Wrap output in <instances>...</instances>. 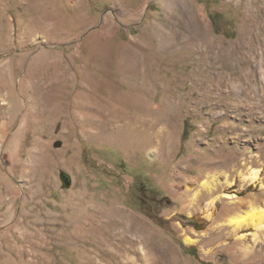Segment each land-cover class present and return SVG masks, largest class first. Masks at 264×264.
<instances>
[{"label": "rangeland", "instance_id": "rangeland-1", "mask_svg": "<svg viewBox=\"0 0 264 264\" xmlns=\"http://www.w3.org/2000/svg\"><path fill=\"white\" fill-rule=\"evenodd\" d=\"M186 2L0 0V264H264V0Z\"/></svg>", "mask_w": 264, "mask_h": 264}, {"label": "bare ground", "instance_id": "bare-ground-1", "mask_svg": "<svg viewBox=\"0 0 264 264\" xmlns=\"http://www.w3.org/2000/svg\"><path fill=\"white\" fill-rule=\"evenodd\" d=\"M171 6H173L172 8L174 9V11L180 16H188L189 18V28L192 30V9L191 10H189L188 8H187V2H186V0H166ZM250 2V1H249ZM254 2V1H253ZM256 11V10H255ZM176 26V25H175ZM179 27V26H178ZM164 31V30H163ZM167 34H169V33H167ZM201 34V33H200ZM165 37H167V36H165ZM203 39V38H202ZM182 42V41H181ZM177 44V42L175 41V40H167L166 41V39H162V41H161V45L162 46H164V47H167V48H170V47H173V46H175ZM208 48H209V46H208ZM173 54V53H172ZM135 57V56H134ZM125 59V58H124ZM127 61V60H126ZM125 61V62H126ZM131 62V61H130ZM132 63V62H131ZM46 80V79H45ZM43 86H45L46 87V83H44V85ZM49 85H47V87H48ZM46 87V88H47ZM47 91V90H46ZM27 93H28V95H30V100H31V102H33V103H35V102H39V97L37 96V91H35V89H34V91H32V89H27ZM48 97L49 96H43V100L45 101L46 99H48ZM82 97V96H81ZM83 99V98H82ZM78 100H81V99H78ZM77 100V101H78ZM86 100V99H85ZM85 100H82V102L83 101H85ZM46 102V101H45ZM80 102V101H79ZM83 103H85V102H83ZM7 103H6V101H4V102H2V103H0V119L3 117V113H4V105H6ZM37 104V103H36ZM47 106V105H46ZM86 107V106H85ZM90 107V106H89ZM40 108V107H39ZM87 108V107H86ZM37 109V108H36ZM47 109V108H46ZM46 111V110H45ZM41 112V111H40ZM35 113V112H34ZM41 114V113H40ZM50 116V115H49ZM85 121V120H84ZM85 122H88L87 120L85 121ZM5 128H6V122L4 121L2 124H1V127H0V132H4L5 131ZM114 130V129H113ZM112 133V132H111ZM93 135V134H92ZM93 138V137H92ZM97 140V139H96ZM262 171L260 170V169H254L253 171H251V173L250 174H248L247 176H246V178L247 179H251L252 180V182H257L258 180H261L262 179ZM212 180H214V179H212ZM212 180L211 181H209V180H204L203 182H202V187H203V189H206V188H211L212 187V185H214L213 183H212ZM214 187V186H213ZM212 189V188H211ZM228 198H234L235 197V195H228L227 196ZM216 200H217V198L215 199H213L211 202H210V204L213 206L214 204H215V202H216ZM116 211H117V209H115ZM114 212V211H113ZM119 214V213H118ZM115 215H117L116 213H115ZM122 216V215H121ZM114 217V216H113ZM116 217H118V216H116ZM119 217H120V215H119ZM118 217V218H119ZM129 217V216H128ZM263 217H264V210H262V211H254V212H250V213H248L247 215H245V216H242V217H234V218H231L230 219V222L231 223H235V224H237L238 226H241V225H243V224H245L246 222H248V221H250V222H252V223H255L256 221H260V224H262L263 223ZM117 218V219H118ZM131 218V217H130ZM132 218H135V216L134 217H132ZM120 220H122L121 218H120ZM132 221V220H131ZM136 221V220H135ZM113 222V221H112ZM117 222V221H116ZM123 223V227H122V229H123V233H126L127 231H131V230H133V232H132V236H133V238H132V243H131V245L133 244V246H135V250H133V251H136V250H138L140 253H141V255H140V257L139 258H141L143 261H145L146 263H148V264H151V263H153L154 262V260L156 259L157 261H158V259L157 258H155V257H153V258H155L154 260H153V258H152V254H151V252H152V250H150L151 248H150V236H148V233H146V231L144 230V228L140 225V223H135V222H133L132 224L129 222V218H128V220H125V221H122ZM142 222V221H141ZM121 223V222H120ZM135 224V225H134ZM142 224V223H141ZM144 224V223H143ZM120 225V224H119ZM110 227V226H109ZM114 227L115 228H117V229H119V227H118V225H114ZM121 233V232H120ZM115 235V234H114ZM118 235V234H117ZM125 235V234H124ZM128 236V235H127ZM130 237V236H129ZM122 239V238H121ZM125 239V238H124ZM127 239V238H126ZM125 239V240H126ZM131 239V238H130ZM186 240V239H185ZM193 239H190V238H188V241H192ZM131 241V240H130ZM129 241V242H130ZM132 246V247H133ZM155 250V249H154ZM158 254V253H157ZM161 257V256H160ZM159 258V257H158Z\"/></svg>", "mask_w": 264, "mask_h": 264}, {"label": "water", "instance_id": "water-1", "mask_svg": "<svg viewBox=\"0 0 264 264\" xmlns=\"http://www.w3.org/2000/svg\"><path fill=\"white\" fill-rule=\"evenodd\" d=\"M61 180L66 187H70L72 185V178L65 171H61L60 173Z\"/></svg>", "mask_w": 264, "mask_h": 264}]
</instances>
